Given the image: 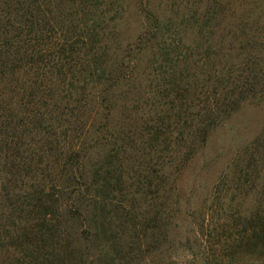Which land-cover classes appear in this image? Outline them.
I'll return each mask as SVG.
<instances>
[{"label":"trees","instance_id":"1","mask_svg":"<svg viewBox=\"0 0 264 264\" xmlns=\"http://www.w3.org/2000/svg\"><path fill=\"white\" fill-rule=\"evenodd\" d=\"M235 1V36L226 0H193L164 22L145 7L130 46L109 0H0V247L13 264H92L95 245L98 264H122L111 216L175 192L209 133L264 98V0ZM236 187L259 203L237 242L264 247V130L236 154Z\"/></svg>","mask_w":264,"mask_h":264},{"label":"rangeland","instance_id":"2","mask_svg":"<svg viewBox=\"0 0 264 264\" xmlns=\"http://www.w3.org/2000/svg\"><path fill=\"white\" fill-rule=\"evenodd\" d=\"M109 1L111 12L108 15L117 17L114 29L119 40L122 45L134 46L144 30L145 7L164 22L174 11L189 13L193 0ZM206 2L209 4V0ZM226 4L229 15L226 23H230L228 27L233 28L230 31L235 36L236 1L226 0ZM263 130L264 98L243 103L209 133L205 144L197 149L179 174L175 192L164 193L159 199L149 194L147 202L127 207L131 215L127 220L111 216V229L123 233L120 243L129 251L122 264H208L207 259L213 258L221 264H264V247L249 249L239 245L235 235L241 229V218L248 217L259 207L255 192L236 187V154ZM5 208L3 213H8ZM26 209L16 204L13 212V217L19 216L13 218L16 229L28 227L26 217L22 218ZM115 213L116 210L112 215ZM4 222L7 224L8 220ZM122 223V228L118 227ZM87 227L85 221L69 225L74 231L72 238L83 241ZM165 234V240L156 242ZM1 240L9 242L7 238ZM132 242L133 252L128 247ZM95 248L92 264H98ZM17 257L20 256L11 247H0V264H13Z\"/></svg>","mask_w":264,"mask_h":264}]
</instances>
